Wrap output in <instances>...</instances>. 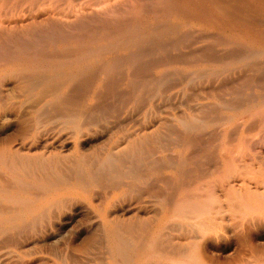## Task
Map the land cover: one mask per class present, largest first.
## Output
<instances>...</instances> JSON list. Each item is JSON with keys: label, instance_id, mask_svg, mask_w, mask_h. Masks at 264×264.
<instances>
[{"label": "rangeland", "instance_id": "obj_1", "mask_svg": "<svg viewBox=\"0 0 264 264\" xmlns=\"http://www.w3.org/2000/svg\"><path fill=\"white\" fill-rule=\"evenodd\" d=\"M166 1L0 0V178L29 206L0 198V264H136L132 214L154 229L161 195L260 185L264 0ZM227 214L202 250L219 262L241 254ZM172 221L165 237L200 236ZM250 235L264 250V225Z\"/></svg>", "mask_w": 264, "mask_h": 264}, {"label": "bare ground", "instance_id": "obj_2", "mask_svg": "<svg viewBox=\"0 0 264 264\" xmlns=\"http://www.w3.org/2000/svg\"><path fill=\"white\" fill-rule=\"evenodd\" d=\"M166 1V0H165ZM167 2V1H166ZM160 4V3H159ZM146 7V6H145ZM149 7V6H148ZM134 8V7H133ZM173 9V8H172ZM247 21V20H246ZM108 28V27H107ZM152 30V29H151ZM110 33V32H108ZM126 37V36H125ZM164 43V42H163ZM82 48V47H81ZM67 51V50H66ZM61 52V51H60ZM70 52V51H69ZM41 54V53H40ZM51 54V53H50ZM49 56V55H48ZM210 57V56H209ZM219 58V57H218ZM217 60V59H216ZM177 61V60H176ZM92 72V70H91ZM204 72V71H203ZM172 74V73H171ZM85 76V75H84ZM65 79V78H64ZM129 81V80H128ZM105 84V83H104ZM49 85V84H48ZM142 93V92H141ZM147 93V92H146ZM27 98V97H26ZM54 99V98H53ZM76 99V98H75ZM40 100V98H39ZM37 102V101H36ZM35 102V103H36ZM63 102V101H62ZM138 102V101H137ZM238 102V101H237ZM57 103V102H56ZM64 103V102H63ZM62 103V104H63ZM134 103V102H133ZM48 104V103H47ZM53 104V103H52ZM44 105V103H43ZM42 105V106H43ZM235 105V104H234ZM41 106V107H42ZM55 106V105H54ZM68 106V105H67ZM40 107V108H41ZM61 107V106H60ZM236 107V106H235ZM215 108V107H214ZM56 109V108H55ZM68 110V109H67ZM48 112V111H47ZM37 115V114H36ZM82 115V114H81ZM223 116V115H222ZM69 118V117H68ZM251 119V118H250ZM169 125V124H168ZM171 128V127H170ZM46 130V129H45ZM184 131V130H183ZM184 135V134H183ZM229 139V138H228ZM227 139V140H228ZM226 140V141H227ZM165 141V140H164ZM196 141V140H195ZM187 143V142H186ZM251 144V143H250ZM189 145V144H188ZM226 145V144H225ZM156 146V145H155ZM252 147V146H251ZM8 148V147H7ZM6 148V149H7ZM230 148V147H229ZM203 149V148H202ZM10 150V148H9ZM77 151V150H76ZM201 151V150H200ZM30 153V152H29ZM33 153V152H32ZM31 153V154H32ZM203 153V152H202ZM232 153V152H230ZM27 154V153H26ZM79 154V153H78ZM46 155V154H45ZM230 155V154H229ZM8 156V154H7ZM83 156V155H82ZM206 156V155H205ZM19 157V156H18ZM15 159L16 156L14 157ZM25 158V157H24ZM7 159V157L5 158ZM28 159V158H27ZM79 159V158H78ZM227 159V158H226ZM233 159V158H231ZM229 158L228 160L231 161ZM107 160V159H106ZM7 161V160H6ZM35 161V160H34ZM124 161V160H123ZM227 161V160H226ZM233 161V160H232ZM231 162H227L224 166V168L221 170L219 174V178L227 179L230 177V174L232 170L235 169V165ZM246 162V161H245ZM18 163V162H16ZM80 163V162H79ZM105 163V162H104ZM173 164V168L177 170V162L174 164L172 161L170 162ZM247 163V162H246ZM9 164V163H8ZM38 164V163H36ZM101 164V163H100ZM10 165V164H9ZM37 166V165H36ZM56 166V165H55ZM81 167V166H79ZM151 167V166H150ZM156 167V166H155ZM254 169L256 168L259 173L264 171H261L260 165L257 163H253ZM32 168L33 165H32ZM41 168V167H40ZM76 168V167H75ZM137 168V167H136ZM172 168V169H173ZM159 169V168H158ZM22 170V169H21ZM77 170V169H76ZM136 170V169H135ZM218 170V169H217ZM246 170V169H244ZM62 172V171H61ZM60 172V173H61ZM142 172V171H141ZM185 172V171H184ZM244 172V171H243ZM15 173V171H14ZM36 173V172H34ZM63 173V172H62ZM130 173V172H129ZM19 174V173H17ZM136 174V173H135ZM217 174V173H216ZM217 174V175H218ZM262 174V173H261ZM27 175V174H26ZM29 175V174H28ZM35 175V174H34ZM37 175V174H36ZM76 176V174H74ZM80 173H78V177ZM157 175V174H156ZM236 175V174H235ZM241 175V174H240ZM73 176V177H75ZM113 176V175H112ZM142 176V174H141ZM239 176V175H238ZM29 177V176H28ZM34 177V176H33ZM36 177V176H35ZM59 177V176H58ZM66 177V176H65ZM71 177V175H70ZM91 177V176H90ZM139 177V176H138ZM155 177V176H154ZM199 177V176H198ZM227 177V178H225ZM3 178V177H2ZM37 178V177H36ZM41 178V177H40ZM69 178V177H68ZM241 178V177H240ZM246 178V177H245ZM7 179V178H6ZM52 179V178H51ZM66 179V178H64ZM79 179V178H78ZM195 179V178H194ZM3 180V179H2ZM19 180V179H18ZM27 180V179H26ZM55 180V179H54ZM57 180V179H56ZM91 182L89 185L93 184V179L91 177ZM112 180V179H111ZM139 180V179H138ZM244 187L241 189H237V186L234 187L229 185V187H223L220 189H214L211 185H206L205 187L200 186L202 184L200 180L194 181V184L192 185L191 191L194 189L195 192L192 194L190 190H185L184 188L181 190H177V193L175 195H168L164 194L161 195L157 201V205L159 206L161 213L156 218V226L154 229L149 230L146 227V219L145 217H142L139 214H132V228L134 231L132 234L133 241L132 247L135 250L134 251L136 260L138 264H143L146 260L151 259V261H155L158 264H163L164 262L166 264H202L203 260L205 264H248L243 262L241 259H239L240 256H243V250L246 249L248 251V255L252 257L255 261L250 262L249 264H258L260 263V260L264 261V250L263 245H261V241H255L251 238V233L257 232L262 229V225H264V177L259 181L260 185H257V182L252 183L250 179L245 180L243 179ZM5 181V180H4ZM1 182L0 178V198L8 201V202H15L18 206H26L29 207L26 202L25 196H20L17 192H10L7 190V185H5V182ZM25 181V180H24ZM43 181H45L43 179ZM53 181V180H52ZM68 181V180H67ZM193 181V180H192ZM209 181V180H208ZM222 181V180H221ZM230 181V180H229ZM240 181V180H239ZM242 181V180H241ZM257 181V180H256ZM50 182V181H49ZM56 181H53V183ZM58 182V181H57ZM56 182V183H57ZM61 182V180H60ZM65 182V181H64ZM63 182V184H64ZM85 182V180H84ZM82 182V179L77 180L75 182V185L83 187L85 183ZM12 183V182H11ZM16 183V182H15ZM62 183V182H61ZM66 183V182H65ZM105 183V182H104ZM114 183V182H113ZM152 183V182H151ZM241 183V184H242ZM25 184V183H24ZM28 184V183H27ZM35 184V183H34ZM52 184V183H50ZM229 184V183H228ZM227 184V185H228ZM23 185V183L21 184ZM94 185V184H93ZM9 186V185H8ZM12 186V185H11ZM33 187L32 185H29ZM39 186V185H38ZM42 186V185H41ZM44 186V185H43ZM112 186V184H111ZM240 186V185H239ZM21 187V186H20ZM24 187V186H22ZM18 188V187H17ZM225 188V189H224ZM231 190H230V189ZM23 189V188H22ZM29 189V188H28ZM145 189V188H144ZM21 190V189H20ZM154 190V189H153ZM8 191V192H5ZM24 191V190H23ZM29 191V190H28ZM38 191V190H37ZM30 192V191H29ZM33 193L34 190L32 191ZM67 193V191H66ZM71 193V192H70ZM37 194V193H36ZM41 194V193H40ZM77 194V193H76ZM153 194V193H152ZM35 196V194H33ZM58 195V194H57ZM64 195V194H63ZM54 196V195H53ZM61 196V193L60 195ZM46 198V196L44 197ZM43 198V199H44ZM51 198V197H50ZM60 198V197H59ZM49 199V198H48ZM47 199V200H48ZM29 200V199H28ZM50 201V200H49ZM149 201V200H148ZM41 202V201H40ZM154 203V201H153ZM6 205V204H5ZM35 205V204H34ZM4 206V205H3ZM8 206V205H6ZM5 206V207H6ZM37 206V205H36ZM12 208H15V205L10 206ZM9 207V208H10ZM152 207V206H151ZM2 208V206H0ZM7 208V209H9ZM33 208V207H32ZM4 209V208H3ZM156 209V208H155ZM2 210V209H0ZM13 210V209H12ZM30 210V209H29ZM28 210V211H29ZM3 211V210H2ZM1 211V212H2ZM9 211V210H8ZM137 211V210H136ZM0 212V213H1ZM134 212V210H133ZM149 212V211H148ZM229 213V216L236 217L234 221L231 223V228L227 229V232L230 231L234 234V236L241 242V254L237 253V259L231 260L230 262L227 261H217L214 258L204 255L202 252L204 246L206 245L205 241L210 238L209 235V226L212 221V216H215V213L220 214L221 220L219 223H222V219H225ZM114 212L110 210L103 211V218H104V225L105 230H107L108 235L112 237L118 236L117 232L119 227L116 225L118 224L119 220L115 223L111 222L109 217ZM136 213V212H135ZM138 213V212H137ZM151 213V212H150ZM148 213V214H150ZM117 214V213H116ZM16 216V214H14ZM146 215V214H145ZM147 216V215H146ZM149 216V215H148ZM153 216V213L152 215ZM189 216L195 217L194 220H190ZM2 217V216H0ZM222 218V219H221ZM7 219V218H6ZM130 219V218H129ZM172 219H176L178 222H186L188 225H190L189 232L193 233H200L199 235H193L188 238L184 239H172V237H165L163 233H161L162 228L164 224H166L167 221L171 222ZM216 219V218H215ZM176 221V222H177ZM191 221V222H189ZM173 222V221H172ZM213 222V221H212ZM229 222V221H228ZM131 223V222H130ZM150 222H147V225ZM226 225H228L227 222H225ZM263 223V224H262ZM152 224V223H151ZM223 224V223H222ZM150 225V224H149ZM178 225V224H176ZM230 225V223H229ZM182 226V225H181ZM214 226V224H213ZM149 227V226H148ZM176 227V226H175ZM153 228V227H152ZM179 228V227H178ZM183 228V227H182ZM219 228V227H218ZM172 229V228H171ZM222 229V228H221ZM175 230V228H174ZM212 230V229H211ZM177 231V230H175ZM187 231V230H186ZM185 231V232H186ZM213 231V230H212ZM226 231V227H225ZM166 232V231H165ZM174 232V231H173ZM181 232V230H180ZM184 232V233H185ZM188 232V233H189ZM124 233V232H123ZM179 233V232H178ZM192 233V234H193ZM217 234V233H216ZM215 234V235H216ZM175 235V234H174ZM178 234H176L177 236ZM189 235V234H188ZM173 236V235H172ZM187 236V234H186ZM199 236V237H198ZM112 237L110 239H112ZM181 237V236H180ZM119 238L117 240H121L120 236L116 237ZM125 239V238H124ZM258 239V238H257ZM106 240V239H105ZM260 240V239H259ZM114 241V240H113ZM115 242V241H114ZM118 241L116 243H113L112 245L116 250L122 251V248L124 246H121V244ZM112 243V242H111ZM103 246V245H102ZM122 247V248H121ZM165 247H170L172 249L165 250ZM233 247V246H232ZM121 248V250H120ZM126 248V247H125ZM132 248V249H133ZM207 248V247H206ZM114 249V250H115ZM107 250V249H106ZM113 250V251H114ZM205 252V251H204ZM231 253V252H230ZM232 254V253H231ZM116 255V254H114ZM121 255V254H120ZM134 254L132 253V256ZM206 256V259L204 256ZM213 255V254H212ZM119 255H117L118 257ZM122 256V255H121ZM225 257V256H223ZM233 257V256H232ZM129 258V257H128ZM223 259V258H222ZM227 259V258H226ZM121 260V259H120ZM135 260V261H136ZM123 261V260H121ZM118 262V260L115 258L113 259L112 264H122ZM216 261V262H215ZM136 263V264H137ZM146 263V262H145ZM149 263V262H148ZM147 263V264H148ZM152 263V262H150ZM149 263V264H150ZM135 264V263H134ZM154 264V262H153Z\"/></svg>", "mask_w": 264, "mask_h": 264}]
</instances>
